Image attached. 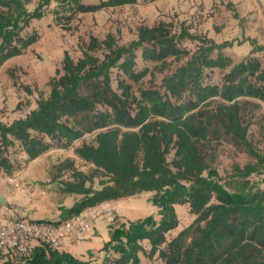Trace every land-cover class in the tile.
Wrapping results in <instances>:
<instances>
[{"label": "trees", "instance_id": "16d2710c", "mask_svg": "<svg viewBox=\"0 0 264 264\" xmlns=\"http://www.w3.org/2000/svg\"><path fill=\"white\" fill-rule=\"evenodd\" d=\"M50 1L42 0L29 12L25 6L30 0H0V65L36 41L37 35L23 37L20 32L32 19L43 15L42 8ZM55 1L73 4L80 13L134 2ZM184 38L196 40L197 36L185 29L172 33L160 22L140 27L137 38L127 45H119L112 35L103 40L91 36L81 58L74 61L65 53L62 72L52 78L48 96H40L36 107L24 117L0 123V170L7 174L12 170L2 153L14 141L32 160L50 147L45 138L66 146L96 131L95 145L84 143L75 152L108 179L100 182V189L85 188L89 176L74 171L81 183L66 184L65 192L82 196L70 208H61L63 217L144 191L154 192L151 202L160 215L159 221L146 217L111 229L104 249L110 248L118 255L112 260L115 264H139L138 252L144 250V240L148 241V256L158 251L164 264H264V189L248 178L252 173L264 172V154L248 144V125L242 122L238 102L243 97L264 101V70L260 63L247 59L231 65L221 55L209 58L214 48L210 42L174 74L163 78L168 95L157 89H141L137 95L125 82L129 79L135 83L147 72L135 69L137 49L144 61L177 60L187 55L177 43ZM228 66L221 85L197 81L204 68ZM114 67L125 77L118 81L120 93L111 86L110 71ZM256 78L262 79V84ZM186 89L192 92V98L185 102L171 100L169 95L179 97ZM216 97L223 103L203 107L210 105L207 99ZM215 126L255 158V162L237 168L238 180L230 188L209 168L200 148L216 134ZM172 150L169 163L167 155ZM177 203H187L195 218L160 250L166 243L165 234L177 226L173 207ZM25 264L88 263L64 251L39 247Z\"/></svg>", "mask_w": 264, "mask_h": 264}, {"label": "rangeland", "instance_id": "374dc122", "mask_svg": "<svg viewBox=\"0 0 264 264\" xmlns=\"http://www.w3.org/2000/svg\"><path fill=\"white\" fill-rule=\"evenodd\" d=\"M41 1L30 0L25 6L26 10L31 12ZM101 1L105 0H80L84 4H98ZM133 1L86 13L76 11L74 5L67 2L51 0L45 5L42 8L43 15L32 19L20 32L23 37L37 35L36 41L20 55L11 57L0 65V123L9 124L24 117L36 107L40 96L47 97L52 78L62 72L64 54L67 53L74 61L81 58L91 36L103 40L107 35H112L119 45H127L137 38L140 27H152L160 22L172 33L185 29L197 36V39L178 40L179 48L185 50L187 55L177 60L170 57L162 63L144 61L141 58V50L137 49L135 69H147V72L135 83L129 79L125 80L137 95L141 89H157L163 95H168L163 78L174 74L192 55L209 46L210 42H213L214 48L208 53L209 58L221 55L229 59L231 65L253 59L257 60L264 70V0ZM230 67L204 68L197 81L203 85H221L223 76ZM110 77L112 88L120 93L118 81L125 78L123 73L118 67H114L110 71ZM256 81L258 84L263 82L260 78H256ZM169 96L174 102H185L192 98V92L186 89L179 97ZM205 102L210 105H204V108L216 107L223 103L217 97L209 98ZM238 102L242 122L248 125V144L264 154V101L243 97L239 98ZM216 129V134L214 133L208 142L202 143L200 148L209 168L214 169L222 184L230 188L238 180L237 168L255 162V158L230 135H225L220 127ZM95 133L96 131L86 133L66 146L60 145L54 139L45 138L50 147L32 160L27 159L19 143L14 141L5 147L2 153L12 166L8 174L19 176L25 189H34L36 196L32 200H46L51 207L60 209L63 196L69 194L65 192L66 184L81 183L73 175L74 171L89 176L83 184L85 188L100 189V182L108 179L107 176L96 172L91 163L81 159L75 152L84 143L95 145ZM173 154L174 150L167 155L169 163ZM170 167L173 169L171 164ZM248 178L250 182L264 189V172L252 173ZM14 193L22 195L20 192ZM153 194L154 192L144 191L117 199L114 202V222L108 223L104 218H98L97 222L101 223L103 230H108L109 227L112 229L120 223L127 224L146 217L159 221V209L151 202ZM81 196L76 197L79 199ZM173 207L178 223L165 234L166 243L160 250L165 249L167 243L195 218L187 203H177ZM106 238L99 234L92 240L95 245L82 241L75 244L78 250L90 249L92 256L85 254V257H92L91 262H95L92 264H115L112 260L118 255L110 248L104 249V245L109 241ZM141 245L144 250L138 252L139 264H164V259L158 251L153 256H148V241H142ZM25 260L0 252V264H25Z\"/></svg>", "mask_w": 264, "mask_h": 264}, {"label": "built area", "instance_id": "2783aa9c", "mask_svg": "<svg viewBox=\"0 0 264 264\" xmlns=\"http://www.w3.org/2000/svg\"><path fill=\"white\" fill-rule=\"evenodd\" d=\"M0 184L8 193L20 192L32 200L36 192L25 189L21 178L0 172ZM43 193V192H42ZM29 208L14 202H0V252L6 256L25 260L36 248L46 247L61 251L66 241L77 243L88 238L89 231L98 218L114 222L115 207L107 201L86 207L79 213L62 220H32Z\"/></svg>", "mask_w": 264, "mask_h": 264}, {"label": "crops", "instance_id": "0c3cea01", "mask_svg": "<svg viewBox=\"0 0 264 264\" xmlns=\"http://www.w3.org/2000/svg\"><path fill=\"white\" fill-rule=\"evenodd\" d=\"M231 1H238V0H231ZM0 172L4 173L3 171H0ZM32 190H34V189H32ZM76 196L77 195H73L71 193L64 195L62 203L60 204V206L62 208H65V209L70 208L73 205V203L76 200H78ZM7 201L14 202V203H17L20 205L28 206V208L30 210L28 218H30L32 220H53V221H56V220L64 219V217L62 215V209L61 208L56 209V208H53V206L51 207L49 205V203L46 202V200H41V201L30 200L29 201L23 195L16 194L14 192L8 193L5 189V187L2 184H0V202L4 203ZM107 202L109 204L113 205L114 207H116V205L114 204L115 200H109ZM110 233H111L110 227L108 228V230H103L101 228V223L97 222V220H96L95 223L93 224L91 230L89 231V234H88V238H90V239L87 238L86 240H84L82 242L88 243L89 245H91V244L95 245L94 244L95 242H93L92 240H93V238L99 236V234L107 237L106 240L108 241V240H110ZM91 234H94V236H91ZM76 244L69 242V241H66L65 246L63 247V249L61 251H64V252L70 254L71 256H73L74 258H76L80 261L87 262L88 264L95 263L94 261L91 262V260L93 259L92 257H90V258L85 257V254H89L90 256H92L90 249H85L82 251L78 250Z\"/></svg>", "mask_w": 264, "mask_h": 264}]
</instances>
